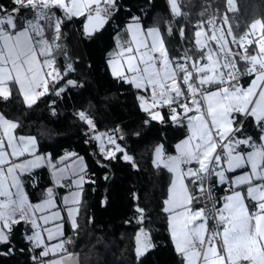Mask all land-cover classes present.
Wrapping results in <instances>:
<instances>
[{"label": "snow or ice", "instance_id": "1", "mask_svg": "<svg viewBox=\"0 0 264 264\" xmlns=\"http://www.w3.org/2000/svg\"><path fill=\"white\" fill-rule=\"evenodd\" d=\"M166 3L173 16L185 15L178 0H166ZM228 3L231 4L232 0ZM115 8L116 0H10V8L0 2V99L7 101L18 91L31 108L49 93L59 97L70 86L79 87L76 81L66 79L68 72L74 70L71 64L66 65L63 73L56 66L55 52L62 47L57 43L62 39V25L74 17H85V34L92 36L105 26ZM27 10L32 11L33 18L21 26L20 13ZM55 10H60L63 16H57ZM42 20L53 30L51 41L45 37ZM208 23L213 27L211 36L203 31V23L197 25L195 32V43L201 50L200 59L204 58L203 50L207 48L208 62L203 66L193 63L194 72L188 67L191 57L187 50L180 58H170L160 28L154 26L145 30L137 17L128 25V31L132 35L129 43L135 44L138 59L130 46L118 52L117 58L109 63L114 76L137 89L151 88L150 103L143 96L138 97L141 109L149 116L145 124L187 121L190 134L176 145L177 155L165 156L163 145H160L155 149L153 161L157 168L162 166L175 174L163 211L169 214L168 226L176 252L186 264H264V33L255 41L258 44L255 54H250L246 46L254 43L251 39L246 40L247 33L239 40L235 37L232 40L244 49L243 53L233 52L228 47L223 28H218L212 19ZM257 25L264 28L260 21H256L252 28ZM168 32L172 33L171 27ZM231 33L229 28L228 34ZM184 34L181 28L180 35L183 37ZM145 37H150V42ZM208 40L216 42L218 58H214L213 50L208 48ZM38 56L44 57L42 63ZM121 61L127 64L130 77L125 75ZM238 61L243 62L242 67L238 66ZM44 68L49 71L45 73ZM242 76H254V79L244 87L239 83ZM198 93L201 94L199 99ZM51 104L54 105L55 101ZM202 104L206 112L202 111ZM165 107L168 111L162 114L158 109ZM193 111L196 114H190ZM78 116L95 129L94 120L86 112L81 111ZM249 117L254 118L261 129L259 143L243 134L244 123ZM18 127L17 122L0 113V245L10 244L15 225L24 222L36 229L27 239L34 247L43 249L41 258L62 254L48 260L47 264H69L70 261L75 264L74 254L65 247L71 241L62 239L49 245L40 231L38 220L47 225L50 220L61 218L59 211L44 214L55 207L54 189L48 188L40 202L32 203L24 190L22 176L30 174L44 162L51 165V159L49 154L37 153L36 137L15 136ZM104 137H107L108 144L115 146L114 150L105 148ZM95 138L101 141L100 151L106 159H115L119 152L123 153L124 160H133L116 144L112 135L100 133ZM241 145L252 150L241 151ZM26 153L32 158L20 160ZM79 159V172L83 173V158ZM193 161L199 165L198 169L182 167ZM222 162L227 168L220 167ZM51 166L59 184L67 169ZM246 166H250V172L234 179L226 175V172ZM212 175L218 176L221 183L229 182L230 194L223 198V206L216 208L214 205L211 213H206L204 208L193 209L196 198L184 183L185 179L189 178L198 191L210 198L205 180ZM84 182L82 174L74 180L78 189ZM80 196L81 192L76 191L64 198L73 229L78 228ZM137 211L143 221L144 209L138 207ZM37 213L41 215L37 216ZM43 231L47 232L49 241L63 235L61 225H57L55 231L49 228ZM152 247L149 233L141 227L137 234V257L144 256Z\"/></svg>", "mask_w": 264, "mask_h": 264}, {"label": "trees", "instance_id": "2", "mask_svg": "<svg viewBox=\"0 0 264 264\" xmlns=\"http://www.w3.org/2000/svg\"><path fill=\"white\" fill-rule=\"evenodd\" d=\"M208 1L221 12L235 13L241 25L256 21L264 24V0H232L231 4L228 0H178L185 15L176 17V22L184 27L186 41L194 39L198 24L205 26ZM0 2L10 8V0ZM31 17V10L22 11L20 25ZM134 17L143 27L160 28L170 58L182 56L178 38L165 33L171 17L165 0H116L108 22L92 36L83 31L85 17H74L62 25V39L57 41L62 47L55 52L56 66L63 73L71 64L74 70L66 79L76 81L79 87L70 86L59 97L49 93L31 108L18 91L7 101L0 99V113L19 124L17 135L36 137L39 151L55 159L69 150L85 160L78 228L65 223L66 241H71L66 243V249L77 254L78 264H183L163 211L171 175L165 168L156 167L153 155L159 145L166 154L173 153L175 144L187 134L185 125L170 120L145 124L149 117L140 106L141 91L114 76L108 65L118 36L124 34L127 38L126 25ZM261 30L264 33V28ZM52 35L51 28L47 32L50 41ZM81 111L94 120L95 129L113 134L116 144L133 160H124L119 152L115 159H106L97 142L88 139V124L78 116ZM167 111L162 109V114ZM243 134L259 140L261 129L251 117L244 123ZM22 180L31 202L41 199L51 185L46 166L24 174ZM138 207L144 209L143 221ZM141 227L149 233L154 247L138 258L137 234ZM28 233L29 224L15 225L11 243L0 245V264H34L41 259L39 250L27 239Z\"/></svg>", "mask_w": 264, "mask_h": 264}, {"label": "crops", "instance_id": "3", "mask_svg": "<svg viewBox=\"0 0 264 264\" xmlns=\"http://www.w3.org/2000/svg\"><path fill=\"white\" fill-rule=\"evenodd\" d=\"M168 5V4H167ZM168 7H169V5H168ZM169 10H170V8H169ZM56 12H58L59 13V16H63V13L60 11V10H55ZM170 12H171V10H170ZM172 13V12H171ZM57 15V14H56ZM58 16V15H57ZM33 17H31V18H29V20H31ZM132 21H129L128 23H127V25H126V31H127V34H128V36H127V38L124 36V34H123V37H122V34H121V36H118V39H117V45H116V49L114 50V52H112L111 54H114V53H116L117 51H118V49L119 48H122V47H125V46H127L128 44H130L129 42L132 40V35H130V33H129V31H128V25L131 23ZM40 23H41V25L44 27V31H45V37L47 38V32L51 29V27H49L48 26V24H47V22L46 21H40ZM259 27H260V25H258ZM195 37V36H194ZM145 38H148V41L150 42V40L149 39H151L150 37H145ZM48 39V38H47ZM123 39H125V40H123ZM260 39V38H259ZM258 39V40H259ZM256 47H257V51H258V44H256ZM110 54V55H111ZM158 55V54H157ZM110 57V56H109ZM38 59L41 61V63H42V61H43V59H44V57H41V56H38ZM109 65V64H108ZM159 66V65H158ZM43 71L46 73L47 71H49V69H47V68H44L43 69ZM127 76H131V73H130V75H127ZM252 79H254V76H252V77H250V79H248L247 81H246V83H244L243 84V86L244 87H247L250 83H251V80ZM179 81V80H178ZM131 84V83H130ZM133 87H135L133 84H131ZM136 88V87H135ZM140 91H141V93L139 94V97H141V96H143L145 99L147 98L148 100H149V103L151 102L150 101V96H151V88L150 87H148V88H140L139 89ZM211 90H215V88H213V89H211ZM22 98H23V96H22ZM197 99H199V98H197ZM23 101H24V99H23ZM139 102H140V104H141V101L139 100ZM25 103V102H24ZM26 104V103H25ZM27 105V104H26ZM191 106V105H190ZM158 110H161L162 111V109H158ZM180 111H182V110H180ZM202 111H205L206 112V108H205V106H203V104H202ZM147 116H148V114L147 113H145ZM190 114H192V115H194V114H196L194 111H193V113H190ZM149 117V116H148ZM207 118V117H206ZM253 120H254V118H252ZM255 121V120H254ZM184 125H185V128H186V131H187V134L185 135V137H183L182 139H180L176 144H175V150H174V152L173 153H171V154H166L165 152H164V154H165V156H169V155H172V156H174V155H177V151H176V145L178 144V143H180L182 140H184V139H186L187 138V136L190 134L189 133V129H188V127H187V121L186 120H184L183 122H182ZM100 133H107V134H109V135H112L113 136V134H111V133H109L108 131H104V130H100ZM14 135L15 136H17V137H20V136H25V137H27V135H17V133L14 131ZM261 135V134H260ZM260 137V136H259ZM103 141H104V146H113V145H110V144H108L107 143V137H104L103 138ZM257 143H259L260 141L258 140V141H256ZM160 146V145H159ZM97 148H98V150L100 151V148H101V141L100 140H97ZM239 150H241V151H244V152H247V151H251L252 149L251 148H249V147H247V146H245V145H241L240 146V149ZM8 151H10V149H8ZM37 153L38 154H48V153H46V152H41V151H39L38 150V148H37ZM69 154H75L73 151H69V150H66V151H64L60 156H58L57 158H55V159H52L51 157H50V155H49V158L51 159V165H55L56 166V168H58V169H67V171H65L64 172V179L63 180H61L60 182H59V184L57 183V178H56V175H54V173H53V168H52V166L50 165V164H48L47 162H44L41 166H46V168H47V170H48V173H49V176H50V180H51V185L49 186V188L51 187V188H53L54 189V187L55 186H60L63 182H65V181H67L68 182V188L67 189H64V188H62L61 190H60V194L59 195H56L55 194V192H54V195H53V200H54V202H55V207L54 208H52V209H50L49 211H47V212H45L44 214L45 215H50V213L51 212H56V211H59L60 212V219H57V220H50L49 221V223L47 224V225H44V223H43V221L42 220H38V223L41 225V228H40V231H41V233H42V235H43V237H44V239H45V243L46 244H49V245H51V244H55V243H58L60 240H65L66 241V237H67V235H66V225H65V223H68L71 227H72V223H71V219L69 218V216H68V213H67V205H65V203H64V198L65 197H69L70 195H71V193H73V192H76V191H82V187H83V184L81 185V187H80V189H78L77 188V186H76V184L74 183V180L75 179H77L78 178V175H84V181L86 180V177H85V167H84V172L83 173H80L79 172V166H80V159L79 158H83L82 156H80V155H69ZM25 158H27V159H31L32 157H31V155L30 154H28V153H26L25 154V156L24 157H21V158H19L20 160H23V159H25ZM63 158V159H62ZM155 151H154V155H153V161L155 160ZM13 159H15V158H13ZM77 162V166H76V164H75V162ZM18 162V161H17ZM83 164H84V166H85V160H84V158H83ZM162 167V166H161ZM199 168V165L198 166H196V167H194L193 168V170H195V169H198ZM222 168H227V165L224 163L223 164V167ZM34 170V169H33ZM167 170V169H166ZM168 171V170H167ZM246 171H248V172H250L251 171V169H250V166H246L245 168H243V169H235L234 171H232V172H226V175L229 177V178H232V179H234L235 177H237V176H239V175H242L244 172H246ZM169 172V171H168ZM170 173V175H171V180H170V183H169V187H168V193H167V197L165 198V200L168 198V195H169V188H170V186H171V183H172V181L175 179V174L174 173H171V172H169ZM216 182L218 183V184H221V182H220V179H219V177L218 176H216ZM184 183L188 186V189H189V191H190V193H191V195L193 196V189H194V185L193 184H191L190 182H189V178H186L185 179V181H184ZM24 190H25V188H24ZM241 190H243V189H241ZM45 193H46V191H45ZM44 193V194H45ZM230 194V190H229V192H228V194L227 195H229ZM44 198V195H43V197L41 198V199H39V200H37V201H35V202H32V203H37V202H40L42 199ZM80 198H81V196H80ZM31 202V201H30ZM223 206V205H222ZM164 207H165V205H164ZM192 207H193V209H199V208H203L202 206H200L195 200H194V203H193V205H192ZM39 215H41L40 213H37V216H39ZM169 214L167 213V216H168ZM57 225H61V230H62V233H63V235L62 236H56L53 240H51V241H49L48 239H47V232H45V231H43V229L44 228H49V229H52L53 231H55V227L57 226ZM168 229H169V226H168ZM34 231H36V229H34V228H32V226L31 225H29V233H28V236H30V235H32L33 234V232ZM169 233H170V230H169ZM27 236V237H28ZM170 236H171V234H170ZM31 242V241H30ZM172 242H173V240H172ZM31 244L33 245V247H34V244H33V242H31ZM173 244H174V242H173ZM65 247H66V245H65ZM175 247V246H174ZM36 248V247H35ZM38 250H39V255H40V252L43 250L42 248H37ZM69 252V251H68ZM69 253H71V252H69ZM72 254H74V258H75V264H78V256H77V254L76 253H72ZM59 255H62V254H58L57 256H49V257H45V258H41L40 260H38V261H36L34 264H38V262H39V264H47V261L48 260H50V259H56V258H59ZM183 258V257H182ZM69 264H74V262H72V261H70L69 262ZM183 264H186V261H184V258H183Z\"/></svg>", "mask_w": 264, "mask_h": 264}, {"label": "built area", "instance_id": "4", "mask_svg": "<svg viewBox=\"0 0 264 264\" xmlns=\"http://www.w3.org/2000/svg\"><path fill=\"white\" fill-rule=\"evenodd\" d=\"M166 1V0H165ZM205 14H206V22H205V26H204V32L208 35L211 36L212 31H213V27L211 24L208 23V21L210 19L214 20L216 26L218 28H223L224 30V34H225V38L228 42V47L233 51V52H239V53H243L244 49L241 48L239 46V44L237 43H232L233 38L235 37L237 40H239V38L241 36H244L246 33L249 34L246 37L247 39H255L257 37V33L254 31H250L248 28V24L245 25H241L237 19H236V14L235 13H226V12H221L219 11L215 6H213L212 2L208 1L205 3ZM227 17V22H224V18ZM169 27L172 28V33L169 34L168 29ZM184 27L181 25H178V23L176 22V17L173 16V14L171 13V17L170 19L166 22V28H165V33L168 36H175L178 38L180 46H181V50H182V56L185 55V52L187 50V54L188 56L191 57V59L188 62V67L190 71L194 72V69L192 68V64L195 62H198L199 66H203L204 63H207V55H208V50L207 48L203 50V59H200L201 57V50L199 49V47L196 45L195 43V37L194 39L190 40V41H186L185 40V34L182 37L180 35V29ZM231 28L232 29V33L231 35L228 34V29ZM246 40H245V44H246ZM207 45L208 48H211L213 50V56L214 58H218L217 57V48L218 46L216 45L215 41H211L208 40L207 41ZM249 49V53L250 54H255V48H252L251 45H247ZM157 55V54H154ZM238 66H243V62L242 61H238ZM248 79H250V77L248 76H242L239 79V83L241 85H243ZM180 81H178L179 83ZM227 86V85H225ZM182 87H185L182 85ZM203 87H208V86H203ZM213 89V88H212ZM185 91H186V87H185ZM200 93L197 94V98H200ZM147 99V98H146ZM148 100V99H147ZM166 108V107H165ZM164 109V108H163ZM167 109V108H166ZM241 119H243L241 117ZM99 131L97 129H92L89 125L88 128L86 130V134L88 136V139L90 140L91 143L97 142L96 138H95V133ZM106 149H111L110 146H106ZM223 162L221 164V168L223 167ZM198 166V164L193 161L192 164L190 165H183L182 167L187 168V167H191L192 169L194 167ZM217 171L220 170V168L216 169ZM230 184L229 182H224L221 184H218L216 182V175H212L210 178H207L205 180V188L210 189V198L205 197L204 194H202L200 191H198L197 187L194 186L193 189V197L196 198L195 201L202 206L206 213H211L214 211V205L216 208L222 207L223 203H224V197L227 196L229 190H230ZM64 188L67 189L68 188V182L65 181L63 182L60 186H55L54 187V192L56 195L60 194V190ZM211 224V221L209 222Z\"/></svg>", "mask_w": 264, "mask_h": 264}, {"label": "rangeland", "instance_id": "5", "mask_svg": "<svg viewBox=\"0 0 264 264\" xmlns=\"http://www.w3.org/2000/svg\"><path fill=\"white\" fill-rule=\"evenodd\" d=\"M132 23V22H131ZM254 23H256V22H253V23H250V24H248V28H249V30L250 31H252V32H256L257 33V37L255 38V39H253V41H254V43L251 45V47L252 48H255V53L257 52V47H256V43H255V41H257L259 38H260V36H261V34H262V30H261V26L259 27L258 25H257V27L255 28V29H253L252 28V25L254 24ZM141 24V23H140ZM142 26V25H141ZM143 27V26H142ZM145 30L146 29H148V28H146V27H143ZM204 28V27H203ZM198 30V29H197ZM196 30V31H197ZM203 31H204V29H203ZM130 33V32H129ZM130 35H131V33H130ZM37 39H38V37H37ZM147 40H148V38H146ZM201 39H204V36H202L201 37ZM150 40V39H149ZM132 47L133 48V55H137L136 54V52H135V44L134 43H132V44H128L127 46H125V47H122V48H119L118 49V51L116 52V53H114V54H111L110 55V57H109V59H108V64H109V67H110V70H111V72L113 73V71H112V65L109 63V61L110 60H112V59H114V58H117L116 57V54L118 53V52H120V51H122L124 48H127V47ZM137 59H138V55H137ZM121 63H124L123 61H121ZM123 70H124V72H125V75L127 76V75H130V73H128L127 72V64L126 63H124V68H123ZM97 134H100V130L99 131H97L96 133H95V137H96V135ZM96 141H97V139H96ZM105 148H106V146H105ZM114 148L111 146V150H113ZM75 162V161H74ZM75 164H76V166H77V162H75ZM137 247V246H136Z\"/></svg>", "mask_w": 264, "mask_h": 264}, {"label": "water", "instance_id": "6", "mask_svg": "<svg viewBox=\"0 0 264 264\" xmlns=\"http://www.w3.org/2000/svg\"><path fill=\"white\" fill-rule=\"evenodd\" d=\"M85 23H86V19L83 22V31H84V25H85ZM84 33H85V31H84Z\"/></svg>", "mask_w": 264, "mask_h": 264}]
</instances>
